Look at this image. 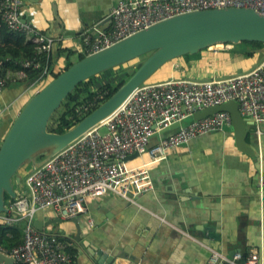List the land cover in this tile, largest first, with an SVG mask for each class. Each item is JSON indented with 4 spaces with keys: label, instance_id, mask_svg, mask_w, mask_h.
Returning a JSON list of instances; mask_svg holds the SVG:
<instances>
[{
    "label": "crops",
    "instance_id": "crops-1",
    "mask_svg": "<svg viewBox=\"0 0 264 264\" xmlns=\"http://www.w3.org/2000/svg\"><path fill=\"white\" fill-rule=\"evenodd\" d=\"M22 1V18L56 39L49 58L58 73L84 55L79 52L83 32L110 30V13L121 0ZM174 61L164 66L161 82L221 80L250 71L244 72L241 61L224 50L208 49L189 64ZM38 87L24 79L0 93V146ZM247 143L255 157L237 147L232 127L200 136L171 149L165 160L150 163L155 190L135 204L112 193L87 199L86 212L76 217L81 229L80 243L73 247L76 264H95L94 247L124 255L116 264H209L206 245L227 254L258 252L264 257V124L259 130L248 125ZM149 162L148 155L128 160L132 168ZM40 218L59 219L48 211ZM49 229L68 238L79 234L71 220Z\"/></svg>",
    "mask_w": 264,
    "mask_h": 264
},
{
    "label": "built area",
    "instance_id": "built-area-1",
    "mask_svg": "<svg viewBox=\"0 0 264 264\" xmlns=\"http://www.w3.org/2000/svg\"><path fill=\"white\" fill-rule=\"evenodd\" d=\"M22 7V0H0V19L36 46V57L23 61L21 66L43 69L42 79L49 70L41 63V57L49 55L57 41L24 20ZM227 8H249L264 14V0H121L110 13L109 31L94 27L79 38L84 52L91 55L175 16ZM26 78L25 71L0 78V93L8 82ZM230 101H235L241 115L260 129L264 124V60L253 71L227 79L171 80L140 86L98 127L31 170L25 178V189L17 191L16 199L6 204L8 211L0 215L1 226L23 224V243L10 252L0 245V253L13 258L15 264H76L68 252L76 242L49 227L37 230L34 223L38 214L48 211L61 220H72L86 212L87 199L110 193L135 204L139 196L155 190L151 162L165 160L171 149L193 139L232 127L228 112L192 120L195 113ZM175 124L180 125L175 132L151 145L156 134ZM101 128L107 132L102 134ZM135 153L148 155L150 162L130 167L127 158ZM205 247L211 253L209 264H264V257L258 252L245 257L242 252L230 255Z\"/></svg>",
    "mask_w": 264,
    "mask_h": 264
},
{
    "label": "water",
    "instance_id": "water-1",
    "mask_svg": "<svg viewBox=\"0 0 264 264\" xmlns=\"http://www.w3.org/2000/svg\"><path fill=\"white\" fill-rule=\"evenodd\" d=\"M242 42L264 43V14L249 8H227L195 11L164 20L142 30L111 47L93 53L74 63L56 79L48 83L24 107L16 118L0 146V215L6 213V195L16 199L14 179L17 185L23 181L22 170L36 157L46 151L54 156L70 144L112 116L137 90L146 84L160 69L180 57L193 58L203 50L219 44ZM145 58L140 67L126 83L106 102L82 119L66 133L49 131V123L63 102L82 83L127 63ZM219 112H228L232 117V129L237 147L255 157L247 143L250 120L244 118L235 101L221 106L206 108L195 113L193 121H200ZM180 127L175 124L154 136L164 139ZM153 140V139H152ZM138 157V153L127 160ZM78 235L72 239L80 243L81 229L76 218ZM62 223L61 219L46 221L37 219L34 226L44 231L50 225ZM210 230V229H207ZM95 264H116L124 255L112 253L110 249L94 247ZM239 251H234L233 254ZM230 254V255H233ZM1 264H15L13 258L0 253Z\"/></svg>",
    "mask_w": 264,
    "mask_h": 264
},
{
    "label": "trees",
    "instance_id": "trees-1",
    "mask_svg": "<svg viewBox=\"0 0 264 264\" xmlns=\"http://www.w3.org/2000/svg\"><path fill=\"white\" fill-rule=\"evenodd\" d=\"M233 45V44H231ZM208 50V49H206ZM203 50V51H206ZM264 43L260 42H242L236 45H233V48L229 50V53L232 55L233 58L237 60H244L249 58L257 57L260 60L264 57ZM61 51V50H60ZM196 54L193 58H188L187 56L180 57L177 60H183L187 64L190 61L199 60L202 56V52ZM36 46L28 42L26 37L22 33H16L11 31L7 25L1 21L0 19V61L2 63L0 68V78L4 79L8 76V74H15L18 71H25L27 74L26 81L28 82H37V81H44L45 85L43 88L50 83L52 80L56 79L62 72L67 70L69 67L73 65L72 62H68L66 68L62 71L55 73L53 72V61L52 58H49V55H44L41 57V63L45 68L49 70V74L40 79L43 69L41 70H31V69H24L21 66V63L26 60H31L36 57ZM88 56V54L81 55L80 60ZM145 58H141L139 60H144ZM264 60V59H263ZM262 60V61H263ZM135 62V61H133ZM132 64V62L127 63L125 65L116 67V68H125L126 65ZM114 69H110L101 75L94 77L81 85H79L76 90L63 102L61 108L55 113L49 123V131L53 133L63 134L75 127L79 122L82 121L85 117L91 114L95 109H97L101 104L109 100L119 89L123 86L126 81L132 76V74L137 70L134 69L133 73L125 74L123 77L124 79L115 84L112 81L108 83L102 84V80L100 76L108 74L109 72L114 71ZM51 76V77H50ZM114 75H112L113 77ZM50 79H47L49 78ZM109 78L105 79L108 80ZM47 80H50L47 83ZM47 83V84H46ZM11 84L8 82V85ZM40 84V83H39ZM42 84V83H41ZM40 84V85H41ZM148 84V82L146 83ZM97 85L100 86L97 88ZM49 156L46 152L39 154L36 157V161L41 162L44 161ZM25 176L22 174L24 182L27 175L31 172L28 169V166L24 168ZM23 182V181H22ZM14 188L17 191L21 185H17L14 179ZM14 199L10 198L6 195V204L13 202ZM24 228L23 224L17 226H1L0 225V245L8 252H10L15 247L21 245L23 243L24 237ZM57 234L63 235L62 232H56ZM68 252L75 257L77 250L73 247L68 249ZM245 257L247 254H245ZM76 262V260H75Z\"/></svg>",
    "mask_w": 264,
    "mask_h": 264
},
{
    "label": "rangeland",
    "instance_id": "rangeland-1",
    "mask_svg": "<svg viewBox=\"0 0 264 264\" xmlns=\"http://www.w3.org/2000/svg\"><path fill=\"white\" fill-rule=\"evenodd\" d=\"M82 43V42H81ZM233 48V45H231V44H225V45H218V46H214V47H211V48H209V49H214V50H216V51H219V50H224V51H228L229 52V50L230 49H232ZM264 51V50H263ZM79 52L80 53H82L83 52V54H85V52H84V47H83V44L79 47ZM264 59V57L260 60V59H258V62L257 63H255L256 62V60H255V58H249V59H244V60H240L241 61V63H240V67L241 68H243V70H244V72H245V70H250L249 72H251V71H253L255 68H257L263 61ZM239 61V62H240ZM262 61V62H261ZM74 62V61H73ZM173 62H175L174 60L173 61H171V65H173L174 63ZM179 62V61H178ZM170 63V62H169ZM74 64V63H73ZM142 64V60H136L135 62H132V64H129V65H126L125 66V68L123 67V68H115V70L114 71H112V72H109L108 74H105V75H102V76H100V79L102 80V84H99V85H104V83L106 84V83H108V82H110V81H112L113 83H115V84H118V83H120L124 78V76H125V74H127V73H129V74H131V73H133V70L134 69H138L139 67H140V65ZM257 64V66L255 67V65ZM170 67V66H169ZM164 68V67H163ZM163 68L162 69H160L149 81H148V84H151V82H155V81H160V79H162V73H163ZM166 69H168V68H166ZM243 70L242 69H240L239 71H237L238 73H240V72H243ZM237 72H236V74H237ZM248 71H247V73H249ZM235 74V73H234ZM244 74H246V73H244ZM101 75V74H100ZM112 75H114L113 77H112ZM242 75V74H241ZM99 76V75H98ZM109 76H111V79H108V80H105V79H107V78H109ZM238 76V75H237ZM50 80H47V83L49 82ZM169 81V80H168ZM172 81H178V80H172ZM150 82V83H149ZM165 82V81H164ZM46 83V84H47ZM159 83V82H158ZM160 83H161V81H160ZM45 85V82L43 81L42 82V84L40 85V87H38V89L36 90V93H34V94H37V92H39V91H41L42 89H43V86ZM100 86H98L97 85V88H99ZM99 126V125H98ZM97 126V127H98ZM96 128V127H95ZM107 132V129L106 128H101V133L102 134H105ZM46 154L49 156L51 153H50V151H46ZM47 159V158H46ZM43 161H41V162H38V161H36V160H34L33 162H31V163H29L27 166H28V169L29 170H32L33 169V167H37V166H39L41 163H42ZM27 166H26V168H27ZM24 175L25 174V170L23 169L22 170V172H21V175ZM25 176V175H24ZM22 183H24V179H23V182ZM21 185V184H20ZM25 189V185L23 184L22 186H20L19 187V189L17 190V191H23ZM50 213H52V212H50Z\"/></svg>",
    "mask_w": 264,
    "mask_h": 264
},
{
    "label": "bare ground",
    "instance_id": "bare-ground-1",
    "mask_svg": "<svg viewBox=\"0 0 264 264\" xmlns=\"http://www.w3.org/2000/svg\"><path fill=\"white\" fill-rule=\"evenodd\" d=\"M219 45H222V44H219Z\"/></svg>",
    "mask_w": 264,
    "mask_h": 264
}]
</instances>
